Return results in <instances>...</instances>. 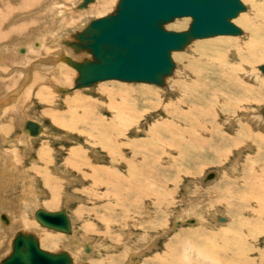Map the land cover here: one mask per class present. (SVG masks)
Segmentation results:
<instances>
[{"label":"rangeland","instance_id":"rangeland-1","mask_svg":"<svg viewBox=\"0 0 264 264\" xmlns=\"http://www.w3.org/2000/svg\"><path fill=\"white\" fill-rule=\"evenodd\" d=\"M15 1L17 0L10 2L14 4ZM50 1L51 0H46L45 5H40V1L38 2V0H36V3L34 4L35 6L32 10L12 15L13 17L8 19L6 25L3 27L6 32H9L11 29H16L13 28L14 26L27 24L28 28L31 25L33 27L30 28L29 32L26 31L23 34L19 32L17 34L12 33L11 38H14L13 41L11 39L6 43L0 42V126L11 125V129H2L0 127V152H2L0 153V215L3 213L7 215L9 214V217L12 220V222H10L11 225L19 217L24 218L29 223L28 227H16L14 224L12 227L10 224L8 226L5 224V226L0 225V231L1 229L7 231V233L0 232V262L11 252L12 237L14 238L18 231L25 230L36 233V235L40 238L42 248L47 251H68L74 257L75 264H158L157 257L163 255L165 245L167 243L169 245V242H171L172 245L175 244L177 247L175 252L178 253L177 258L180 264H194L195 262L198 264H212L214 261L210 262L211 260H206L201 256L197 257L199 248L194 241L187 238L189 237L188 232L190 230L198 229L199 226L204 229L203 233H200L209 238L210 247H217L224 244L225 247L223 248L227 249V254H232L233 251L234 254L240 252V249L243 247L242 242L244 241L246 246L250 247L255 243L259 248H264V235L257 236L258 233H256V236H252L250 234L251 231L258 227L257 224H248L247 229L249 230L245 229V235H239L236 229L234 230V233H236L235 235L233 234V231L229 229L235 223L234 217L237 216L239 218L237 219L238 221H240V218H244L245 216V218L255 219L256 215L253 212L248 211L240 215H236L235 210H239V205H224L223 202L219 203L215 196L209 198V194L214 192L224 182H226V184L225 186L220 187L222 189H228L232 188V186H236V180H234L236 176H239L244 171L250 170L251 166H253L252 164H259L257 160V157L260 158L259 153H263L262 156L264 155V145L259 142L264 140H257L260 151H254V149L251 151H245L242 156L243 158L241 159L238 158L240 153L232 152L228 157H224L223 160H220L218 156H211V158H206L203 161L200 159L192 164H189L188 162L181 164L179 161L177 163L176 160L170 161V159L155 162L150 160L152 153L147 152L151 155V157L149 158V155L147 154L148 160L146 161V165L149 164V168L150 165L152 167L154 165L153 168L155 169L152 173H149L153 175L152 177L150 175L147 180L140 177L141 174L138 175L139 178H136L137 180H141V184H139L140 188L142 186V191L139 193L141 197L139 195H135L134 193L128 194L130 200L125 197L127 200V203L125 204L129 207L132 206V209L130 210L124 208L123 202L122 207H115L116 203L113 201L114 199L112 198V195L115 193L114 190L116 187H121L119 184L112 182V179L114 178H112L113 176H110V173L109 175L107 174L108 176L100 175L96 179L100 182L103 181V183L108 181L109 183L116 185L110 184L112 187L105 184L101 185L100 189L97 190L98 193L96 190H93L92 185H94V183L87 178L85 179L86 175L91 173V169L88 170L86 167L87 162L90 166L95 164L101 167L110 166L111 169L114 168V170H116V166H119V164H116V161L114 164L111 163V157H109L108 151L105 149L107 145L111 144V136H108V140L106 142L103 141V145H94V139L97 137L101 138L100 135L103 133V130H109L110 123H112V126H115L116 128H118V124L121 126L124 125L125 131L129 132L130 129L126 128H130L131 125H125V120L128 121L126 124L132 122V132L130 131L127 133L126 139L123 138L122 140L127 141L130 136L131 138H135L136 132L139 138H146L147 135L143 133V130L141 131V127H143L146 130L148 129L150 133L152 132L151 135H153V138L155 136L156 138L157 136H163L162 138L168 139H165L168 143V141H170L169 138L163 135L165 133V127L169 124L171 125L172 123L175 124H172V127H176L178 125L175 120H173L175 123L172 121L173 118L171 117V113L173 110L168 109L169 111L166 110L163 112L162 109L165 108L166 105L176 103V101L180 98L178 92L175 93L170 91V86L174 85L172 84V80H174V76L184 75L187 73L185 74L187 77L185 80H187V82H192L193 69L189 67L188 62H190L189 60H193L196 63L198 59L194 56L196 51L192 49L190 45H188V48H185L184 51L174 53L172 58L176 66L175 71L177 74L174 72L170 77L165 79L164 85L168 86V88L166 86L159 87L153 84L126 83L112 80L97 83L89 89H76L75 85L79 74L73 67L70 66L67 60L65 61L67 58L60 56V53L64 54L67 50L69 54L76 51L72 47L68 48L64 44L62 45L61 42H59L58 45H52V41H58L55 34L57 33L62 36L64 38L62 40L64 41L68 40L66 42H77L75 37L76 33L84 30L92 20L113 13L119 0H113L111 4L103 7L99 12L96 10H94V12L93 10L88 11L87 9L89 6L96 5L99 0H95L89 4L86 9H82L80 7L84 0H61V7H64V9L67 10L68 15L66 14L65 16H69L68 20L71 21L68 22L70 24L66 26L62 25V20L59 19V12L50 18L48 15H44V9L46 7L48 8L46 5H49L48 2ZM53 1L54 0L50 3L53 4ZM241 1L247 8V10L242 13L247 19H250L252 27L257 29L255 32H259L258 30L264 25V0ZM80 14H83L81 16L82 18H80V16L76 17V15ZM238 20L239 19L236 18L233 23L241 29L243 33L241 35L243 38H248L247 35H244V33L248 31L238 23ZM24 21L29 22L24 24ZM49 21L58 22L56 25L52 24V26H54L53 29L51 28L52 32L49 31L50 29L43 27V24L46 22L49 25ZM190 23L191 19H180L166 26V29L168 31L180 32L187 30ZM21 37L25 40H21ZM217 38H219V40L229 39L226 37ZM205 40H198L197 43L193 44H201L211 41L212 39ZM213 40L215 39L213 38ZM230 40L238 39L231 38ZM34 44H39V46L34 47ZM24 47L26 49H31V54L26 58L24 57L28 52L23 55L17 51V49H23ZM46 48L47 50L49 49L52 51V53L49 52L48 54L44 52L46 51ZM222 48H226L223 49L224 51L228 50L227 46H223ZM36 52L37 54H34ZM83 52L86 53V55H84L86 60L92 59L90 53L87 51ZM40 53L42 54L39 55ZM54 57L57 61L60 58L59 61H54V63L51 64L49 62H44L46 60H50V58L55 59ZM68 58L79 63L84 60L79 55L77 56L74 54L69 55ZM263 64L264 57L259 58L247 69V73L250 74L249 79L242 78L248 86L254 87L257 91H261L264 88L261 84L264 82V76L261 75L260 71L257 69L258 66ZM59 65L62 67L63 73L65 72V74L70 75V80L67 83L63 81L57 82L56 80L36 81V75L37 78H39V76L44 78L52 73L53 69L48 70L45 66H52V68L58 69L60 67ZM48 77L50 78V76ZM182 79H184V77ZM120 85L132 88L134 91L145 89V87L154 89L160 92L164 102L162 101V105L160 104L157 109H154L151 107H153L152 103H154L155 100L150 102V99H140L148 98L150 95H148V97L140 95L141 97H139V100L135 98L134 93H131L132 96L130 95L131 98H128V103L126 102L125 105L126 107H124L121 103L124 108L120 106L119 110L112 115L113 113L110 112L108 106L110 99H115L112 98L111 94H117L121 91L119 88ZM211 87L221 96L226 94L225 92L228 84L225 85L223 79L215 80L213 81V85H211ZM100 88L106 89L102 90ZM227 94L232 95L233 90H230ZM209 95L216 97L214 92H211ZM257 96L259 98L252 102V104H250V101H247V99L242 102L247 107L250 104V107L252 108L251 112L246 114L243 113L244 115L252 114L253 116H258V111L261 108H264V95L262 94ZM73 98L78 99V104L75 103L76 105H73L72 103H68L69 99ZM117 100L120 99L117 97L116 101ZM211 100H213L212 104L215 105V98H212ZM125 110H127V112ZM122 111L124 112L123 115H121ZM74 114L77 116L79 114H85L88 118L84 119L82 115L75 118L76 115ZM243 114L237 117V121L247 125L253 124L246 121ZM215 115L216 122L219 127L224 128L226 131L231 133L237 130V126L232 128L230 125H227L228 123H226L223 115L216 112ZM118 116H120V118ZM98 117H100V128H98L96 133V131H92L88 128L91 123L97 121L96 119ZM130 117L133 118L135 122H133ZM259 119L261 121V117H259ZM72 120L74 123L77 122V127L70 124V121ZM25 121H33L43 125L48 132L47 135L36 140L38 142L29 136V138L21 136L22 132L25 134L23 130L24 123H26ZM256 121L257 123L254 122V124H256L255 127L257 128V131L264 133V127L258 125V120ZM105 122H107L105 128L102 129ZM138 123L140 125H138ZM107 124L109 125L107 126ZM163 124L164 128L162 129L161 125ZM154 125L156 127H154ZM170 125L168 128H172ZM134 128H136V130ZM3 136L5 138H3ZM3 139H6V141ZM24 139L30 140H27L26 142ZM31 141L35 142L28 145ZM124 141H121L124 145L120 143V146L123 145L122 148H126L123 152H127L131 157H134L133 155L135 153L133 154V152H129V147H127L128 142L124 143ZM190 145L193 146L194 143H190ZM260 145L263 146V148L260 147ZM216 148L218 149V146ZM132 160L134 161L133 164L137 167H139L142 163L139 160ZM37 161L39 165L36 164ZM159 163L161 165H159ZM162 165H165V168L167 166V170H165V168L162 169V173L164 174H162L163 177L160 179L161 176H158V178L155 175V170L157 167L159 168ZM9 166L12 168H9ZM141 166L145 168L142 164L140 167ZM254 167L255 166L252 168L254 169ZM153 168L151 170H153ZM117 170L120 171L122 175H127L128 173L124 165L120 168L118 167ZM214 171L220 174V178L217 183L213 184L210 188H207L208 186L202 187L199 180H201L204 176L205 179ZM69 172L71 174H69ZM65 173H67V175H65ZM63 174L64 177L67 176V179L63 178ZM130 179L131 178L129 176L127 181ZM131 180H133V177ZM131 180L128 182L126 181L127 183H123L122 185V188H125L126 192L127 190L128 192L130 190V185L128 184L131 183ZM147 181L148 183H146ZM52 187L54 188L52 189ZM52 191H55V195ZM144 192L146 193V196L144 195ZM103 194H105V196ZM143 195L144 198H142ZM152 195L156 196L152 197ZM21 196L24 197V199ZM138 196L141 198V202L135 204L137 203L135 201L138 199L140 200ZM51 199H53L55 203L57 202L56 206H52L50 204V202H52ZM157 199H161V204H159L160 207H157L155 204ZM58 202H60V204ZM133 202H135L134 204L137 207L133 206ZM4 203L9 204L8 207H11L12 205L11 212L10 209L5 208ZM209 205L210 207H208ZM230 207H234L235 210L232 208L231 210ZM40 208L47 211H60L62 209H66L73 223L72 236L42 228L35 220V212ZM200 215L205 218V225L201 224V221H199L201 218ZM218 218L227 219L228 222L220 224L219 221H217ZM187 220H191L194 223L187 222ZM263 221L264 219H262L261 222ZM123 222L126 224L123 225ZM180 222H183V224H176ZM8 227L10 229H8ZM161 227L162 230H160ZM243 228L245 227H242V229ZM184 232L187 234H184ZM47 236H51V239L58 240L56 241L57 243L50 245L51 241L46 239ZM175 236H178L179 239H173ZM239 236L244 237L240 238ZM253 239H255V241H253ZM85 245H91L90 248L93 247V249L91 248L93 251H86ZM230 245L234 246L232 247ZM170 248L174 247L171 246ZM175 252L173 253L175 254ZM187 255H191L192 257L187 259ZM224 255L225 253L220 255L222 257L220 260H223V262L227 259ZM252 256L253 255H250V257ZM255 256L256 255L254 254V257ZM250 257L246 258V260H249ZM120 259H122L121 262ZM214 264L220 263L214 262Z\"/></svg>","mask_w":264,"mask_h":264},{"label":"bare ground","instance_id":"bare-ground-1","mask_svg":"<svg viewBox=\"0 0 264 264\" xmlns=\"http://www.w3.org/2000/svg\"><path fill=\"white\" fill-rule=\"evenodd\" d=\"M10 1L13 2V0H0V42H4V43L8 42L11 39H12V41L14 40V38H11L12 33L17 34L19 32V33L23 34L26 31L29 32L30 28L33 27L31 25L28 28V25L25 23H27L29 21H24L25 25L14 26L13 28H16V29H11L9 32H6L4 30L3 27L6 25V22L8 21V19L13 17L12 15H14V14L17 15V14H21V13L30 11L33 9V7L35 6L34 4L36 3V0H17V1H15L14 4H12ZM39 1H40V5L46 4V2H45L46 0H38V2ZM60 1L61 0H54L53 4L50 3V2H52V0L50 2H48L49 5H46V6H48V8L47 7L45 9L43 8L45 11L44 15H48L50 18L51 16L53 17L56 13L59 12V15H60L59 19L62 20V25L66 26V25L70 24L68 22H71V21L68 20L69 16H67V17L65 16L67 14V10L64 9V7H61L62 2H60ZM112 2H113V0H99L96 5L89 6L87 9H88V11L93 10V12H94V10H96L97 12H99L103 7L108 6ZM91 3H89V4H91ZM89 4H87V6ZM52 6H53V8H52ZM86 7H83V8L86 9ZM54 8H56V9H54ZM246 10H247V8L242 12H245ZM80 11H82V10H80ZM40 12H41V10H40ZM242 12L236 18L239 19L238 23L248 31V32L244 33V35H247L248 38H243V36L241 35L243 33L239 34L240 36L239 35H219L216 37L196 39L189 44L190 47L196 51V53H194V56L198 59V61L196 63L193 60H189L190 62H188L189 67L191 69H193V71H192L193 80H192V82H189V81L187 82V80H185V79H187V77L185 76V74H187V73H185L184 75L174 76V78H173L174 80H172V84H174V85L170 86V91L175 92V93L178 92L179 93L178 95H180V98L178 101H176V103H173V104L170 103L171 105H166V107L162 109L163 112L168 110V109L169 110L172 109L173 111L171 113L172 114L171 117L173 119L172 118L171 119H172V121L175 120L176 124L178 125V126H176L177 128L175 126L172 127L171 125L173 123L171 122L172 124L171 125L169 124V125L172 128H168L169 125L167 127H165V130H164L165 133L163 135L165 137H168L171 142L168 141V143H167L165 141V139H167V138H162L163 136H161V137L157 136V138L155 136L153 138V135H151L152 132L150 133L148 131V129L146 130L143 127H141V131L143 130V133L145 135H147L146 138H143V139L139 138L137 136V132H136L135 138H131V136H130L127 141H124L122 139L123 138L126 139L127 133H129L131 131V128H132V122H130L131 124L130 123L126 124V122H128V121H125L124 119H121V120H124L125 125H128V126L131 125L130 128H126V129H130L129 132L125 131L124 125L121 126L119 124H118V128H116L115 126H112V123H110V125L107 124V126L109 125V130L104 129L107 122L104 123L103 128L101 127L102 129H104L103 133L100 135L101 138L97 137L96 139H94V141H93L94 145H103L104 142H106L108 140V136H111L110 140L112 142L109 140L111 144L107 145L105 147V149L108 151L109 157H111V163L114 164L116 161V164H119V166H116L117 168L118 167L120 168L122 165H124L125 168L127 169V172H128L127 175L128 176L125 174L122 175L120 173V171H118L119 169L117 170V168H115L116 170H114V168L111 169L110 166L109 167H107V166L101 167V166L96 165V164L90 166V164L87 162L86 167L88 168V170L91 169V173L89 175H86L85 179L87 178L88 180H91L94 183V185H92L93 190H96V192H97V190L100 189L101 185H104V184L110 185L112 183H109L108 181L107 182L105 181L106 183H103V181L100 182L96 178H98L100 175L101 176H106L107 174L109 175V173H110L111 174L110 176H113L112 178H114V179H112V182L119 184L121 187V188L116 187V189L113 187L115 189L114 190L115 193H113L112 198L114 199L113 201H115V203H116L115 207H118V206L122 207V202H123L124 208H127L128 210L132 209L131 208L132 204L130 205L131 207H129L128 205L125 204V203H127L126 202L127 200L125 199V197L129 198V196H128L129 193H134L135 195L140 196L139 193H140V191H142V189H141L142 186L140 188L139 184H141L140 183L141 180L140 179L137 180L136 178H139L138 175H140V174H141L140 177L145 178L146 180H147V178L150 177V175L152 177L153 174H149V173H152L155 168H153L154 165H153V167L150 165V168H149V164H147L148 166L146 165V163H147L146 161L148 160L147 156L149 155L147 152L152 153L151 154L152 157H151V155H149V158L151 157L150 160H153L155 162L160 161V160L170 159V161L176 160L177 163L179 161L181 164H184L187 162L189 164H192L195 161L200 160V159H202V161H203L206 158H209V157L211 158V156L212 157L218 156L220 160L221 159L223 160L224 157H228L229 154H231L232 152L240 153L239 156H238V154H237V156L239 159H241V158H243L242 156L244 155L245 151H251L253 149H254V151L255 150L260 151V149L258 147L259 143L264 145V141L259 142V143L257 142V140H259V139L264 140V133L258 132L257 128L255 127L256 124H254V122L257 123L256 120H258V125L264 127V114H263L264 108H261L260 110L258 109L259 111L257 110L258 114H259V115L257 114L258 116H256V115L253 116L252 114L244 115L248 112H251L252 108L250 107L251 106L250 104H252V102L257 100V98H259L257 95H262V94L264 95V91H263L264 88L261 91H257L254 87L248 86L242 80V78L249 79L250 74L247 73V69L249 68V66L252 65L259 58L264 57V25L261 27V29L258 30L259 32H255L257 29L252 27L250 19H247L246 16ZM82 15L83 14L76 15V17L80 16V18H82L81 17ZM180 19H191V18L185 17V18H178L176 20H180ZM235 19L232 20V23ZM191 21H192V19H191ZM56 23H58V22H55V21L52 22L51 21L48 25V23L46 22L43 24V27L46 29H50L49 31L52 32V29L54 27V26H52V24L56 25ZM170 24H172V23H170ZM168 25H166V26H168ZM61 29L64 30L63 28H61ZM165 29H166V27H165ZM13 30H15V31H13ZM55 37H56V39H58V41L57 40L52 41L53 42L52 45H58V43L61 42L62 45L64 44L68 48L70 47L69 45L66 44V43H68V42H66L68 40H65V41L62 40L64 38L57 33L55 34ZM217 37H226L229 39L228 40H219V38H217ZM213 38L215 40H213ZM231 38H237L238 40H230ZM205 39H207V40L212 39V40L208 41V42L201 43V44H199V43L193 44V43H197L198 40H205ZM21 40L24 41L25 39L23 37H21ZM34 45H35L34 47L39 46V44H34ZM191 45H193V46H191ZM187 46L185 48H188ZM223 46H227L228 50L224 51L223 49H226V48H222ZM184 49L181 51L173 52L171 54V57L174 53L182 52V51H184ZM17 51L23 55H25L28 52L24 58H26L28 55L31 54L30 48L26 49L24 47L23 49H17ZM67 51L64 54L60 53V56H62L63 58L69 59L68 56L74 54L77 56L79 55L81 58H83L84 60L82 62L92 60V59L86 60L84 57V55H86V53H84L83 51L72 52V54H69ZM44 52H46L48 54H49V52L52 53V51H50L49 49L47 50V48H46V51H44ZM53 53H54V51H53ZM34 54H37V52ZM41 54L42 53H40L39 55H41ZM59 59H58V61H59ZM67 59H65V61ZM172 60H173V58H172ZM54 61H57L56 58L55 59L50 58V60H46L44 62L45 63L49 62L51 64V63H54ZM182 62H183V59H182ZM6 63H8V62H6ZM259 67L260 66L257 67L258 71H260ZM45 68L48 70L53 69L52 73L45 76L44 78L39 76L40 79L37 78V75H36L35 79L37 82L46 81V80H54V81L56 80L57 82L63 81V82L67 83L70 80V75L65 74V72L63 73L61 66L58 69L52 68V66H45ZM23 71H24V69H23ZM174 72H176L175 68H174L172 74ZM260 73H261V75L264 76V74L261 71H260ZM70 74H72V73H70ZM176 74H177V72H176ZM48 76H50V78ZM170 76H168V77H170ZM183 77H184V79H182ZM165 79H164V84H165ZM222 79L224 80L225 85L228 84V87H227L226 92H225L226 94H223L220 96V94L215 89H212L211 85H213V81L222 80ZM109 81H112V80H109ZM116 81H118V80H116ZM104 82H106V81H104ZM121 82H125V81H121ZM126 83H130V82H126ZM131 83H133V82H131ZM144 84H149V83H144ZM261 84H262V87H264V82H262ZM123 85H125V84H123ZM153 85H155V84H153ZM156 86H159V85H156ZM165 86L166 85L159 86V87H165ZM92 87L81 88V90L87 89V88L89 89ZM166 87L168 88V86H166ZM119 88L121 89V91H119L117 94L116 93L111 94L112 98L115 99V100L110 99L109 106H108V109L110 110V112L113 113L112 115H114L115 112H117L119 110V107L122 106V104L124 105V107H126L125 105H126V102L128 103V98H131L130 95L132 96L131 93L135 94L136 99H139V97H141V96L148 97V95H150V97H148V98H140V99H148V100L150 99L149 100L150 102H153L155 100L154 103H152L153 107H151V108L157 109V107H159L160 104L162 105L163 98H162L160 92H158L154 89H150V88L145 87V89L134 91V89L127 88V87H124L122 85H120ZM100 89L105 90L106 88H100ZM230 90H233L232 95L227 94V92H229ZM211 92H214L216 97L209 95V94H211ZM40 93H41V91H40ZM109 93H111V92H109ZM137 96H138V98H137ZM117 97L120 100L116 101ZM212 98H215V100H216L215 105L212 104V101H213V100H211ZM246 99H247V101L248 100L250 101V104L248 105V107L242 103ZM77 102H78V99L73 98V99H69L68 103H72L73 105H76V104H78ZM125 111L127 112V110H125ZM167 112H166V114H167ZM215 112L220 113V115L224 116L226 123H228L227 125H230L232 128H234V126L235 127L237 126L236 127L237 130H235L234 132L231 133V132L226 131L224 128L219 127L217 125V122H216ZM123 113L124 112L122 111L121 115H123ZM241 114L244 115V119L246 121L253 123V124L247 125V124H242L241 122H238L237 117ZM74 115H76V114H74ZM81 115L84 119L88 118V116L85 114H79L78 116H81ZM139 115H141V114H139ZM70 116H71V113H70ZM78 116L76 115L75 118ZM118 117L120 118V116H118ZM259 117H261V121H260ZM130 119L133 120V118H131V117H130ZM96 120L97 121H94V123H91V125L89 124L90 127L88 129H90L92 131H96V133H97L98 128H100L99 127L100 117H98ZM133 122H135V120H133ZM207 122H208V124H207ZM34 123H36V122H34ZM101 123H102V121H101ZM25 124L26 123H24V128H23L25 134L22 132L21 136H24L26 138L31 137L36 141L40 137L46 136L48 133L46 131V128L43 127V125L36 123L41 128L40 133L36 136H32L28 131L25 130ZM70 124L77 127V122L74 123L73 120L70 121ZM138 125H140V124L138 123ZM173 125H175V124H173ZM0 127L2 129L3 128L11 129V125L10 126L9 125L8 126H2L1 125ZM154 127H156V126L154 125ZM161 128L162 129L164 128V124L161 125ZM134 129L136 130V128H134ZM155 131H158V130H155ZM3 138H5V137L3 136ZM6 139H3V140L6 141ZM24 140L27 142V140H30V139H24ZM35 141L29 142L28 145L32 142H35ZM121 141H124V143L128 142L127 143V147H129L128 150H129V152H133V154L135 153L133 155L134 157H131L129 155V153H127V152H123V150L125 151L126 148L125 149L122 148V146L124 144L121 143ZM120 143L123 145L120 146ZM156 143H158V144H156ZM190 143H194V145L191 146ZM217 146H218V149L216 148ZM260 147L263 148V146H261V145H260ZM0 153H2V152H0ZM262 154L263 153H261V154L259 153L260 158L257 157L259 164H252L253 166H255L254 169L252 168L253 166H251L250 170L244 171V172H242V174L235 177L234 180H236L235 181L236 186H232V188H228V189L227 188L222 189L220 187L225 186L226 182H224L219 186V188H217L214 192H211L209 194V198H211L212 196H215L218 199L217 201L219 203L223 202L224 205L225 204L226 205H229V204L239 205L238 206L239 210H235L234 207H230V209L232 208L235 210L236 215H240V214H242L244 212H248V211H251L256 215L255 219L245 218L246 217L245 216L244 218H240V221L237 220L239 218L235 215L236 216V217H234L235 223L231 228H229L231 231H233V234H235V235H236V233H234L235 229L237 230V233L239 235H245V229H247L248 224H257L258 225V227H256L253 231L250 232V234L252 236H256L255 235L256 233H258L257 236L264 235V224H263L264 221L261 222L262 219H264V155L262 156ZM256 155H258V154H256ZM132 159H135L136 161L139 160L140 162H142L141 164L145 168H143L142 166L140 167L141 164L139 165V167L135 166L133 164L134 161ZM193 159H196V160H193ZM252 160H255V159H252ZM151 163H153V162H151ZM159 165H161V164L159 163ZM55 167H57V166H55ZM151 167L153 168V170H151L152 169ZM174 167H173V169H174ZM9 168H12V167L9 166ZM163 168H165V165L164 166L162 165L159 168L157 167V169L155 170L156 171L155 175L157 177L161 176L160 179L163 177L162 174H164V173H162ZM166 168H167V166H166ZM166 168H165V170H167ZM171 169H172V167H171ZM25 171H26V169H25ZM69 174H71V173L69 172ZM212 174H214V177L207 183H204V177L205 176L201 180H199L202 187L208 186L207 188H210L211 186H213V184L217 183V181L220 178V174L216 171L212 172ZM65 175H67V173H65ZM129 176L131 179L133 177V180L130 179L131 183L128 184V185H130V190H129V192L127 190V192H128L127 193L126 189L122 188V185H123V183H127L128 181H130V180L127 181ZM63 178L67 179V176L64 177V174H63ZM68 179H71V178H68ZM107 180H108V178H107ZM71 181H73V180H71ZM148 181L146 183H148ZM160 182H159V184H160ZM157 183H155V184H157ZM112 185H116V184H112ZM110 187H112V186L110 185ZM53 188L54 187H52V189ZM123 189H125V190H123ZM54 192L52 191V193H54ZM86 193H88V192H86ZM145 194L146 193L144 192V195ZM54 195H55V193H54ZM97 195H96V197L98 198ZM103 195L105 196V194H103ZM144 195L142 198H144ZM155 196L156 195H152V197H155ZM22 198L24 199V197H22ZM22 198H20V199H22ZM145 198H147V197H145ZM129 200H130V198H129ZM138 200L135 201L137 203L133 202V206L137 207L135 204L140 203L141 198L139 201ZM51 201L52 202H50V204L52 206L57 205V202L55 203L53 201V199H51ZM160 201H161V199H157L155 201V204L157 205V207H160L159 206V204H161ZM45 202H47V201H45ZM129 202H131V201H129ZM58 203L60 204V202H58ZM211 205H212V203H211ZM8 206H9V204L6 203L5 208L10 209V212H11L12 205H11V207H8ZM208 207H210V205ZM64 210L66 211V213L68 215L67 210L66 209H64ZM199 214H201V213H199ZM1 215H0V225H3V226L7 225L8 226L10 224V222H12V220L9 217V214L5 215L3 213V215H5L7 218V222L2 220ZM68 217H69L70 222H71L72 233L70 235L72 236V234H73V223H72V220H71L69 215H68ZM199 221H201V224L205 225V218L204 217L201 216ZM217 221H219L220 224H224V223L228 222L227 219H224V218H218ZM187 222L194 223L191 220L190 221L187 220ZM13 224L16 227H18V226L28 227V225H29V223L22 217H19ZM124 224H126V223L123 222V225ZM176 224L181 225V224H183V222L176 223ZM230 224H233V223H230ZM12 225H11V227H12ZM9 227H8V229H10ZM242 227H245V228L242 229ZM42 228H44V227H42ZM45 229H47V228H45ZM47 230H50V229H47ZM160 230H162V227L160 228ZM203 230L204 229L201 226H199L198 229L190 230L188 232L189 237H187L188 235L186 236L188 239L194 241L195 244L197 245V247L199 248L197 257L201 256L206 260H209V261L211 260L210 262L214 261V262H217L220 264H264V248H262V249L259 248L255 243H254V245H252L250 247L246 246L245 241L242 242L239 239L243 243V247L240 249V252L236 251L237 253L234 254V251L229 249V250L233 251V253L227 254V249L223 248V247H225L224 244H221V245L218 244L219 246H217V247L216 246L210 247L209 238L206 235L202 234ZM247 230H249V229H247ZM50 231H53V230H50ZM0 232L7 233V231H4L2 229ZM9 232H11V231H9ZM23 232L34 234L38 238L40 245H41L40 238L36 235V233H34L32 231L29 232V230H25ZM53 232L60 233L57 231H53ZM130 232H131V230H130ZM200 232H202V233H200ZM185 233L186 232H184V234ZM62 234H65V233H62ZM160 234H162V233H160ZM66 235H68V234H66ZM239 237L242 238L244 236H239ZM12 239H13V237H12ZM46 239H49L51 241L50 245H53V244L57 243L56 241H58L55 239H51V236H47ZM173 239H179V237L175 236V238H173ZM263 239H264V237H263ZM63 241H65V240H63ZM253 241H255V239H253ZM240 245H242V244H240ZM90 246L85 245L86 251H88V252L93 251L92 250L93 247H91L92 248L91 249ZM171 246H173L174 248H170ZM230 246L233 247L234 245H230ZM41 248H42V246H41ZM176 248L177 247L175 246V244L172 245V243L169 242V245H168V243H167L165 245V249H164L165 251H164L163 255H161L160 257H157L158 258L157 259L158 264H180L178 261V258H177L178 253L175 252ZM62 251H65V250H62ZM173 252H175V254ZM222 253H225L224 256L227 257V259H225L224 262H223V260L222 261L220 260V259H222V257L220 256V255H222ZM254 254L256 255L255 257H254ZM250 255H253V256L250 257ZM191 257H192L191 255H187V259H190ZM249 257H250V259L246 260V258H249ZM72 258H73V262L75 264V259L73 256H72ZM121 261H122V259H120V262ZM214 262L212 264H214ZM192 263H193V260H192ZM188 264H190V263H188ZM194 264H198V263L195 262Z\"/></svg>","mask_w":264,"mask_h":264},{"label":"water","instance_id":"water-1","mask_svg":"<svg viewBox=\"0 0 264 264\" xmlns=\"http://www.w3.org/2000/svg\"><path fill=\"white\" fill-rule=\"evenodd\" d=\"M94 0H84L81 8ZM246 7L241 0H119L113 13L92 20L77 32V42L66 43L76 52L87 51L92 60L82 63L67 59L79 77L76 88L118 80L164 85L175 68L171 54L183 50L196 39L219 35H239L241 29L232 20ZM191 18L187 30L165 29L178 18ZM264 74V64L259 67ZM264 114V110H263ZM40 126L27 121L25 130L32 136ZM214 174L208 175L204 183ZM36 221L44 228L70 235L71 222L64 209L36 210ZM2 220L7 222L5 215ZM0 264H74L67 251L50 252L41 248L32 233L18 231L11 252Z\"/></svg>","mask_w":264,"mask_h":264},{"label":"crops","instance_id":"crops-1","mask_svg":"<svg viewBox=\"0 0 264 264\" xmlns=\"http://www.w3.org/2000/svg\"><path fill=\"white\" fill-rule=\"evenodd\" d=\"M36 142H38V141H36ZM36 164H38V165H39L38 161H37V163H36ZM49 186H50V185H49ZM2 215H3V214H2ZM2 215H1V216H2ZM5 215H6V214H5Z\"/></svg>","mask_w":264,"mask_h":264}]
</instances>
